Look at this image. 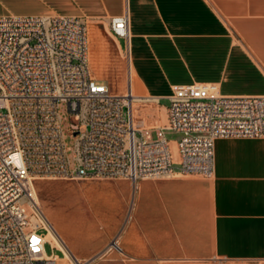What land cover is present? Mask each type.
<instances>
[{
	"label": "crops",
	"instance_id": "0c3cea01",
	"mask_svg": "<svg viewBox=\"0 0 264 264\" xmlns=\"http://www.w3.org/2000/svg\"><path fill=\"white\" fill-rule=\"evenodd\" d=\"M29 1L36 3L13 14L108 19L127 13V81L144 100L137 117L143 127L166 123L168 105L160 100H168L175 84L218 82L222 94H264V0ZM122 42L95 25L88 57L94 77L108 82L121 76ZM98 183L109 211L89 220L93 209L75 203L76 238L53 212L52 219L45 215L75 260L264 264V137L216 139L209 177L176 172L171 178Z\"/></svg>",
	"mask_w": 264,
	"mask_h": 264
},
{
	"label": "built area",
	"instance_id": "2783aa9c",
	"mask_svg": "<svg viewBox=\"0 0 264 264\" xmlns=\"http://www.w3.org/2000/svg\"><path fill=\"white\" fill-rule=\"evenodd\" d=\"M89 19L0 14V264H57V253H47L45 244L62 250L48 238L49 221L31 198L37 178L209 177L216 139L264 137V94H222L218 82L173 85L166 123L135 124L128 81L121 94L92 74ZM107 21L127 45V13ZM61 102L76 121L70 123L72 157L60 125ZM165 128L181 134L176 154Z\"/></svg>",
	"mask_w": 264,
	"mask_h": 264
},
{
	"label": "rangeland",
	"instance_id": "374dc122",
	"mask_svg": "<svg viewBox=\"0 0 264 264\" xmlns=\"http://www.w3.org/2000/svg\"><path fill=\"white\" fill-rule=\"evenodd\" d=\"M35 3L36 2H31L29 0H0V14L16 13V7H29L35 5ZM92 20L95 21V25L100 34L108 36L111 40L114 39V36H112V33L109 30L107 19ZM94 36L95 33L92 32L88 26L89 60L91 53L90 40ZM122 45V50H120L122 58L121 76L115 75L107 79L112 90L118 93H121L119 82H123L125 79L127 82V53L124 47V41L122 42ZM160 102L161 104L168 105V100L166 98H162ZM163 113L165 114V111H163ZM59 114L61 117L60 125L63 130L64 142L68 151V156L72 157V145L74 143L75 137L71 135L70 123H74L76 121L68 112L66 104L63 102H61L59 105ZM164 136L169 141H172L179 139L181 134L175 130L165 128ZM116 180L121 179L67 180L43 177L35 179L34 188L39 201L38 204L40 205L44 214L52 219L51 213L53 212L52 216L59 222L65 224L68 234L71 237L76 238L75 232L73 231V226H71V217L75 210L73 205L75 203H80L88 206V208L91 207L93 209V213L89 212V220L95 219L96 216L101 215L103 212L109 211V204L106 197L100 195L103 189H101V185L98 182H113ZM60 249L63 253L57 250H52L48 243L45 244V250L47 253H57V256L64 257L65 264H73L72 261L65 256L63 249L61 247ZM100 254H105V252H101ZM77 261L78 260H75L76 263ZM78 262L80 264H84L82 261ZM98 262L99 260L96 261V264Z\"/></svg>",
	"mask_w": 264,
	"mask_h": 264
},
{
	"label": "bare ground",
	"instance_id": "6f19581e",
	"mask_svg": "<svg viewBox=\"0 0 264 264\" xmlns=\"http://www.w3.org/2000/svg\"><path fill=\"white\" fill-rule=\"evenodd\" d=\"M88 26L90 28V30H92V32L95 33V21L90 19L88 20ZM115 41H117V39H115ZM118 43V41H117ZM88 48H89V43H88ZM88 57H89V51H88ZM119 87L121 88V94H125L126 92V86H125V80L123 82H119ZM132 99L130 102L131 105V110H132V114H133V118H134V122L135 124H138L137 122V117L139 116L140 113V109L142 108L144 100L142 98H140L139 96H137L133 91H132ZM172 150L174 152V154H176V145L175 143H172ZM36 192H35V188H33L32 194H31V198L35 199V201H38V198L36 196ZM30 198V199H31ZM49 221V220H48ZM48 228H49V234H48V238L52 239L53 242H55L57 245H59L64 253L65 256L72 261L73 264H80L78 261L77 263L75 262L74 257L72 256V254L69 252V250L66 248V246L63 244V242L60 240L58 234L56 233V231H54L55 229L53 228L52 224L49 222L48 224ZM57 264H65V259L64 257H59L57 256Z\"/></svg>",
	"mask_w": 264,
	"mask_h": 264
}]
</instances>
